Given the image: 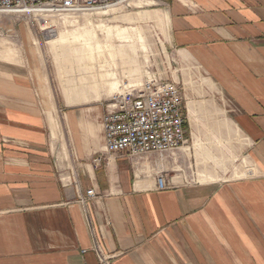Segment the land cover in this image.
I'll list each match as a JSON object with an SVG mask.
<instances>
[{
  "label": "crops",
  "instance_id": "1",
  "mask_svg": "<svg viewBox=\"0 0 264 264\" xmlns=\"http://www.w3.org/2000/svg\"><path fill=\"white\" fill-rule=\"evenodd\" d=\"M148 4L178 67L171 82L188 85L192 146L107 154L104 107L76 106L98 91L95 72L64 89L75 106L62 109L56 136L35 75L26 82L0 60V264H101L96 248L107 264H264V0ZM129 54L114 58L126 66ZM207 130L237 141L240 169L223 168L226 145L200 137Z\"/></svg>",
  "mask_w": 264,
  "mask_h": 264
},
{
  "label": "rangeland",
  "instance_id": "2",
  "mask_svg": "<svg viewBox=\"0 0 264 264\" xmlns=\"http://www.w3.org/2000/svg\"><path fill=\"white\" fill-rule=\"evenodd\" d=\"M155 2L156 0H140L130 6L122 5L96 14L63 15L47 19L56 34H49L45 29L47 25L39 16L0 15V60L18 63L20 74L26 82L27 77L31 80L35 75L37 101L53 106L52 116L59 131L60 117H64L62 109L64 106H75L67 103L64 89L66 86L75 88L80 83V77L85 74L87 76L95 72L100 78L99 88L98 91L87 92V101L76 106L102 105L104 113L106 104L116 93L111 88L113 84L123 89L126 85L128 88L141 87L151 79L174 83L171 82V68L175 70L178 67L174 65L173 57L164 52L160 40L161 31L156 20L150 16L149 11L155 6L145 5ZM118 31H123L128 39L119 40L115 35ZM137 34H141V42L134 38ZM127 50L131 58L125 66L114 58V54ZM83 53L88 55L84 57ZM112 71L116 75L114 78ZM175 84L181 90L188 88L182 80ZM186 137L184 148L193 144L192 141L188 144V130ZM200 137L219 142L222 140L223 146L226 145L228 150V163L223 168L231 171L241 168L242 161H239L238 144L234 138L228 136L227 141V136L221 135L218 130L202 131ZM197 181L196 174L195 182ZM99 259L101 264H107Z\"/></svg>",
  "mask_w": 264,
  "mask_h": 264
},
{
  "label": "built area",
  "instance_id": "3",
  "mask_svg": "<svg viewBox=\"0 0 264 264\" xmlns=\"http://www.w3.org/2000/svg\"><path fill=\"white\" fill-rule=\"evenodd\" d=\"M136 1L140 0H0V15L39 16L49 34H56L47 19L109 11ZM184 113V96L175 83L151 79L141 87L124 88L105 106L102 118L105 151L113 156L140 159L181 150L187 143ZM157 185L159 190H165L171 184L159 175ZM96 196L91 189L81 202L86 204ZM96 250L100 254L98 258L107 263V258Z\"/></svg>",
  "mask_w": 264,
  "mask_h": 264
},
{
  "label": "bare ground",
  "instance_id": "4",
  "mask_svg": "<svg viewBox=\"0 0 264 264\" xmlns=\"http://www.w3.org/2000/svg\"><path fill=\"white\" fill-rule=\"evenodd\" d=\"M103 12H104V11H103ZM97 13H98V12H97ZM99 13H100V12H99ZM95 14H96V13H95ZM65 17H66V16H65ZM48 36H49V35H48ZM124 88H128V86L126 85V86H124ZM124 88H123V89H124ZM123 89H122L121 86H118V88H117V90H116V93H117V92H120V91L123 90ZM116 93H115V94H116ZM115 94H114V95H115ZM48 116H49V120H50V125H51L50 127H51V130H52L53 134H55L56 136H58L57 133H58L59 131L57 130V126L55 125V120H53L52 113H49ZM57 131H58V132H57ZM63 131H64V130H63Z\"/></svg>",
  "mask_w": 264,
  "mask_h": 264
}]
</instances>
